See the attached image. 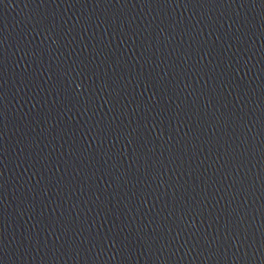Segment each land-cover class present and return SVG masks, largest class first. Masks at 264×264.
<instances>
[{"label": "water", "instance_id": "water-1", "mask_svg": "<svg viewBox=\"0 0 264 264\" xmlns=\"http://www.w3.org/2000/svg\"><path fill=\"white\" fill-rule=\"evenodd\" d=\"M0 264H264V0H0Z\"/></svg>", "mask_w": 264, "mask_h": 264}]
</instances>
